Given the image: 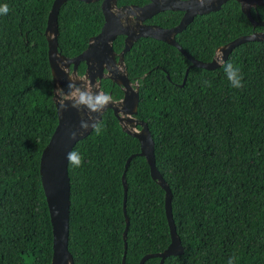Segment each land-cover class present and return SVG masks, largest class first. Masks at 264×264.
<instances>
[{
    "label": "trees",
    "instance_id": "16d2710c",
    "mask_svg": "<svg viewBox=\"0 0 264 264\" xmlns=\"http://www.w3.org/2000/svg\"><path fill=\"white\" fill-rule=\"evenodd\" d=\"M54 1L0 0L9 8L0 15V264H51L53 232L40 158L58 124L45 37ZM224 6L178 34L194 57L210 61L218 47L252 32L235 0ZM153 20L168 28L179 23L180 13ZM58 22L59 51L78 56L101 31V2L67 1ZM113 47L122 49V36ZM228 62L239 67L242 87H231L224 70ZM125 64L129 78L140 84L137 118L154 139L156 167L171 188L184 247L182 255L163 264H264V41L238 46L218 69L191 68L184 86L189 62L164 42H136ZM103 83L109 91L112 82ZM122 95L114 85L113 98ZM98 124L100 134L93 130L73 149L82 165L69 163V251L75 264H122V176L140 143L122 130L112 110ZM126 181V264H139L171 243L165 191L141 156L132 159Z\"/></svg>",
    "mask_w": 264,
    "mask_h": 264
},
{
    "label": "water",
    "instance_id": "95a60500",
    "mask_svg": "<svg viewBox=\"0 0 264 264\" xmlns=\"http://www.w3.org/2000/svg\"><path fill=\"white\" fill-rule=\"evenodd\" d=\"M70 0H55L48 15L45 37L48 43V59L53 76V99L57 108L58 124L40 158V176L45 193L53 232V253L51 264H75L74 257L69 251V228L71 208V181L69 177L68 154L76 144L86 139L94 130L93 125L102 121L103 115L112 110L118 119L122 130L129 136L136 138L140 143V153L130 156L126 162L122 176L124 186V216L126 221L124 240V256L122 264H126L127 235L130 219L126 212L128 184L126 171L136 156L144 157L150 167L151 177L165 191L166 217L170 228V245L160 253L145 255L139 264L151 258H159L160 264L171 256H180L184 253L182 241L172 214V191L156 167L155 142L148 124L136 118L140 104V85H132L125 64V55L131 51L136 42L142 38H149L164 42L179 49L187 57L191 65L186 70L184 86L189 70L193 67L205 70H214L225 63L233 51L240 45L249 42H263L264 35L251 34L241 36L234 41L220 47V54L210 63H202L186 53L175 40V36L185 30L197 16L211 12H219L229 0H147L148 4L118 6L119 0H78L85 3L101 2L104 23L101 31L90 38L87 48L78 56L68 58L59 51V12L64 3ZM242 7L254 27L264 26V22L256 21L250 12L251 6H264V0H235ZM166 11L184 12L180 23L173 28H163L158 25L146 24V21L159 13ZM119 36H124V48L118 55L114 50V42ZM118 57V60L116 59ZM222 60V61H221ZM81 63H85L86 73L83 78L77 74ZM146 74L144 75V77ZM168 76V75H167ZM169 77V76H168ZM71 78V79H70ZM109 79L123 89L124 96L120 100H113L100 111L92 112L87 107L78 110L72 107L74 98L70 96L69 83L82 88H89L95 94L100 93V80ZM90 80V81H89ZM89 82V83H88ZM60 105H66L61 109ZM88 125L81 127V122ZM137 126L140 127L137 130ZM76 133L75 138L72 133Z\"/></svg>",
    "mask_w": 264,
    "mask_h": 264
},
{
    "label": "clouds",
    "instance_id": "9594fccd",
    "mask_svg": "<svg viewBox=\"0 0 264 264\" xmlns=\"http://www.w3.org/2000/svg\"><path fill=\"white\" fill-rule=\"evenodd\" d=\"M208 3H211V0H208ZM200 6H204V0H200ZM9 12V8L7 4L0 5V15H7ZM222 61V60H221ZM226 72L227 79L233 88H240L242 87V75L241 71L238 66H235L228 62L224 68ZM71 79V78H70ZM70 89V96L74 98L72 107L77 108L78 110L80 107H87L92 112H97L105 108L109 102L111 101V97L105 93L103 94H95L92 91L88 90L87 88L82 89L78 87L75 82L69 83ZM61 109H65L66 105H60ZM81 127L87 129L88 125L81 122ZM93 129L97 135L100 134L102 130V126L97 124L93 125ZM76 133H72V137L75 138ZM69 163L72 166L80 167L83 163V157L76 151H71L68 154ZM124 205V204H123ZM124 211V210H123ZM229 264H232V261H229Z\"/></svg>",
    "mask_w": 264,
    "mask_h": 264
},
{
    "label": "flooded vegetation",
    "instance_id": "af4514ba",
    "mask_svg": "<svg viewBox=\"0 0 264 264\" xmlns=\"http://www.w3.org/2000/svg\"><path fill=\"white\" fill-rule=\"evenodd\" d=\"M228 2H230V0L228 1ZM228 2L225 4V5H227L228 4ZM133 3H131V4H126V3H120V1H118V6L119 7H122V6H124V5H132ZM146 4H148V1L146 2V3H144L143 5H141V6H144V5H146ZM239 4V3H238ZM134 5V4H133ZM136 5V4H135ZM240 5V4H239ZM225 6H223L222 8H224ZM240 9H241V11H242V7H241V5H240ZM263 9H264V6H260V5H256V6H251V8H250V12H251V15H252V17L256 20V21H260V22H264V11H263ZM168 12H172V11H166V13H168ZM177 12H179L180 13V20H179V23H180V21L182 20V18H183V16H184V12H181V11H177ZM261 12H262V14H261ZM166 13H162V14H166ZM211 13H214V12H211ZM211 13H208V14H204V15H201V16H206V15H209V14H211ZM243 13V12H242ZM159 14H161V13H159ZM245 15V14H244ZM246 16V15H245ZM197 17H199V16H197ZM196 17V18H197ZM247 17V16H246ZM248 18V17H247ZM154 20H153V18H151V19H149V20H147L146 21V24H153V25H158V24H156V23H154L153 22ZM151 22V23H150ZM178 23V24H179ZM251 23V22H250ZM177 24V25H178ZM177 25H174V26H171V27H168V28H173V27H175V26H177ZM252 25V24H251ZM158 26H160V25H158ZM160 27H162V26H160ZM163 28H167V27H163ZM181 33V32H180ZM180 33H178V34H180ZM178 34L175 36V40H176V42L178 43V45H180L181 47H182V49L186 52V53H188V54H190L194 59H196L197 61H199V62H202V63H210V62H212L215 58H217L220 54L217 52L218 51V49L220 48V47H222V46H220V47H218L216 50H215V53H214V55L212 56V59L210 60V61H203V60H200V59H198V58H196V57H194V55L193 54H191L190 52H188L187 51V49L177 40V36H178ZM251 34H261V35H264V26H257V27H254L253 25H252V32L250 33V34H248V35H251ZM123 37V47H122V49L120 50V51H115L118 55L121 53V51L123 50V48H124V40H125V37L124 36H122ZM144 39H149V38H142V39H140L139 41H143ZM152 40V39H151ZM138 41V42H139ZM137 42V43H138ZM162 43V42H161ZM230 43V42H229ZM166 44V43H165ZM228 44V43H227ZM166 45H169V44H166ZM226 45V44H225ZM169 46H171V45H169ZM224 46V45H223ZM179 54H182L180 51H179V49L178 48H176V47H174V46H172ZM183 55V54H182ZM184 56V55H183ZM185 57V59L189 62V65H188V68L190 67V65H191V63H190V61L187 59V57L186 56H184ZM116 59L118 60V57H116ZM82 64H84L85 65V68H84V71L81 73V72H79V68H80V66L82 65ZM224 64V63H223ZM221 67V66H220ZM86 68H87V66H86V64L85 63H81L80 65H79V67H78V69H77V74H78V76L79 77H81V78H83L84 76H85V73H86ZM187 68V69H188ZM193 68H197V67H193ZM216 69H218V68H216ZM215 70V69H214ZM209 71H211V70H209ZM147 75V74H146ZM168 77V76H167ZM169 78V77H168ZM130 79V78H129ZM135 79V78H134ZM105 80H109V79H102V80H100V93L99 94H103V93H105V94H107V95H109L110 97H111V99H113V100H120L123 96H124V93H123V89L120 87V89H121V91H122V93H123V95H122V97L121 98H119V99H114L113 98V96H112V94H113V89H114V85H116V84H114L111 80V82H112V85H111V87H110V89H109V91H107V86L103 83V81H105ZM90 81V80H89ZM130 81H131V83H132V85H135V84H139V82L138 81H136V80H131L130 79ZM89 83V82H88ZM140 85V84H139ZM118 86V85H117ZM182 86V85H181ZM91 89V86H89V88H88V90H90ZM106 91L108 92V93H106ZM136 118H137V116H136ZM138 119V118H137ZM138 120H140V119H138ZM141 121V120H140ZM137 128V130H139L140 129V127L139 126H137L136 127Z\"/></svg>",
    "mask_w": 264,
    "mask_h": 264
}]
</instances>
